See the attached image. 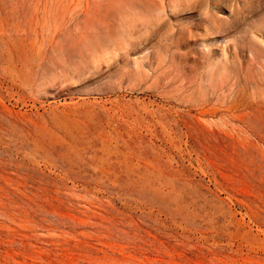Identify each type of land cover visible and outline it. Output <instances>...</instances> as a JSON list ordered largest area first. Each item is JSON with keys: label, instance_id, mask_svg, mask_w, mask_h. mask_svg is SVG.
<instances>
[{"label": "rangeland", "instance_id": "rangeland-1", "mask_svg": "<svg viewBox=\"0 0 264 264\" xmlns=\"http://www.w3.org/2000/svg\"><path fill=\"white\" fill-rule=\"evenodd\" d=\"M0 264H264V0H0Z\"/></svg>", "mask_w": 264, "mask_h": 264}]
</instances>
